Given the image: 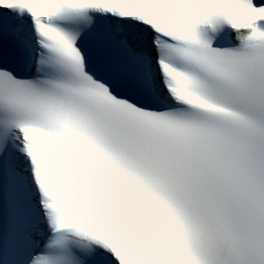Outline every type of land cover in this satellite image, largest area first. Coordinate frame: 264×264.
Returning a JSON list of instances; mask_svg holds the SVG:
<instances>
[{"label": "snow or ice", "instance_id": "6c2138e0", "mask_svg": "<svg viewBox=\"0 0 264 264\" xmlns=\"http://www.w3.org/2000/svg\"><path fill=\"white\" fill-rule=\"evenodd\" d=\"M0 264H264V0H0Z\"/></svg>", "mask_w": 264, "mask_h": 264}]
</instances>
